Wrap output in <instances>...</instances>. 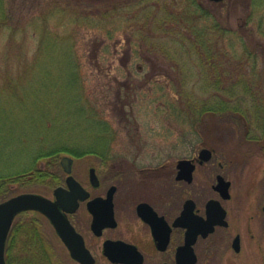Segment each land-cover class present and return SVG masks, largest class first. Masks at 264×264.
Masks as SVG:
<instances>
[{"label":"rangeland","instance_id":"374dc122","mask_svg":"<svg viewBox=\"0 0 264 264\" xmlns=\"http://www.w3.org/2000/svg\"><path fill=\"white\" fill-rule=\"evenodd\" d=\"M185 10L207 12L201 19L209 25L219 21L239 31L219 43L222 66L209 60L207 71L199 69L205 68L204 61L196 59L201 53L192 47L189 55L177 56L175 45L165 43L171 48L164 53L159 38L165 34L156 31V22L170 19L171 13L181 19ZM254 41L257 47L248 44ZM252 46L255 58L244 55ZM229 53L236 59H229ZM229 72L237 73L233 83H250L251 92L233 86ZM217 80L224 82L225 103L241 105L238 113L245 122L236 119V107L224 117L218 111L222 91ZM196 116L203 117L193 120ZM201 144L214 150L213 160L224 164L215 171L232 182L231 200L224 202L231 221L241 217L246 226L242 254L231 249L235 234L224 235L219 262L212 264H264V201L257 198L256 210L251 209L262 215L252 225L243 215L251 205L245 192L253 187L257 197L263 185L264 0L221 5L208 0H0V186L3 179H12L0 201L22 193L53 198L50 179L26 175L21 183L13 177L30 170L58 172L61 157L74 152L84 153L76 157L74 174L90 187L91 167L104 179V171L111 170L105 157L93 151L124 154L131 161L124 162L126 167L165 161L174 148L194 152ZM239 151L252 155L245 170ZM51 153L57 154L44 158ZM137 153L140 159L134 161ZM31 218L38 221L49 261L35 264H78L41 214L21 215L13 227ZM88 220L81 225L87 236ZM22 246L18 241L15 253Z\"/></svg>","mask_w":264,"mask_h":264},{"label":"flooded vegetation","instance_id":"af4514ba","mask_svg":"<svg viewBox=\"0 0 264 264\" xmlns=\"http://www.w3.org/2000/svg\"><path fill=\"white\" fill-rule=\"evenodd\" d=\"M208 1L212 2V5H221L224 4L225 0ZM200 4L205 8V11H208L206 10L208 9L207 6L203 3ZM194 7L196 8L198 6ZM188 10H185V15L181 19H176V14V16L173 14L172 17L171 13L168 14V17H171L170 19L157 20L156 31L160 34H165L160 35L159 38V43L162 42L161 44H163L162 48L164 53L170 51L169 49L171 48H165V43L175 45V55L177 56L183 54L189 55V49L192 47L198 51L196 53H201V58H195L202 62L204 61L205 68L199 66V69H205L207 71L206 68L209 65V60H212L213 66H215V63L217 66H222L224 53L222 56V52H219V43L226 37V34L239 31H234L219 21H213L214 23L209 25L201 19L209 15L207 12L190 14ZM147 22L149 23L150 21ZM237 27L240 28V25ZM168 34L171 35L172 39L168 38ZM212 44L216 45V48L214 46L212 47ZM248 44H254V47H257L256 41L254 43L248 42ZM254 50L252 46V49L244 55L255 58L258 56V52ZM229 55L231 54L229 53ZM231 56L232 58L229 59H236L234 55ZM238 66L235 65L234 68L238 67L241 70L240 64ZM142 69V67L139 68L141 71ZM228 74L235 78L237 73L229 72ZM207 78H209L208 75L206 76ZM223 85V80L216 81V86L222 91V96L216 99V106L220 109L218 111L222 116L224 115L223 108L225 105L223 95L225 87ZM233 86H237L239 89L241 87L248 93L252 90L250 83L244 82V84H234ZM236 107L238 108L236 113H242L240 110L241 105L236 104ZM204 110H206V107ZM202 111L198 114L203 113ZM199 117L203 116L192 118L194 120ZM236 119H241V123L246 121V117L240 113L236 115ZM189 123L191 125V122ZM252 138L250 140L253 141ZM257 145L259 146V144ZM74 153H71V156L66 155L72 159L71 175L90 196L84 201L79 200L78 207L74 213L66 214L76 231L84 238L85 245L94 259V264H125L121 260L131 257L132 262H135L136 259L133 255L136 253L135 251L142 255L143 264H176L178 249L185 245L187 233L191 230L202 233L208 228L209 222L214 223L213 232L206 237L199 234L193 246L198 259L196 264L219 262V251L223 249L225 236L230 238L233 234L235 235L231 243V249L237 256L242 254L241 235L246 226L241 217H237L235 221H231V214L224 206L225 201L231 200L232 182L221 174V172H218V170L217 172L215 171L216 166L221 170L224 164L213 160L215 152L210 146L201 144L198 150L193 152L190 148L184 153H179L174 148L170 152L169 158L165 161L155 159V163L146 164L132 162L126 167L124 166V162L130 160L124 157V154H119V157H116L117 155L111 153L109 149H106L104 154L93 151L91 155L96 153L105 157L104 161L110 166L111 170L104 171L106 172L104 179L96 167H91L88 172L90 187L82 183L74 174L76 157L84 153ZM241 154L244 162H240V164H243L242 169L244 168L245 170L249 161L247 158H251L252 155L244 151H239V155ZM154 155L158 156L160 153H154ZM66 156L61 157V168L58 174L53 171H49L47 174L48 179L52 180L56 177L57 180L52 186L53 198H50L52 200H55L54 190L56 188H68L67 178L70 174L65 172L62 165V159ZM138 159H140L139 153L135 155L133 160L136 161ZM181 162H184V164H181ZM93 175L97 178L96 184L92 182ZM219 176H222L225 181L231 182L229 199H224L221 191L217 188L219 185ZM262 178L263 185L260 186L261 191L259 187L255 189L256 192L259 190L257 197L254 193L252 194L254 192L253 187L251 188V192H245V197H247L245 200H249L251 203L248 213L243 214L247 215L245 219L247 226L252 225L254 221L256 222L262 216L258 212L251 211L252 208H255L258 200L262 199L264 201V173ZM110 193L113 196L114 215V220L111 223H115V226H105L98 233L99 229L96 227L99 225V222L96 220V216L102 215L107 219L110 215L109 206L102 204L97 207L94 205L92 207L93 210H91V202L98 198L107 199ZM220 206L226 210V217H221L222 214L219 211ZM261 214L264 216V207ZM235 215L240 216L242 214L236 213ZM87 216L89 217L88 236L81 226ZM101 223L105 224L109 222L103 220ZM237 239L239 240V252H236L234 248V242ZM107 243H118V245H110L109 252L107 253ZM200 249L201 253L199 252Z\"/></svg>","mask_w":264,"mask_h":264},{"label":"water","instance_id":"95a60500","mask_svg":"<svg viewBox=\"0 0 264 264\" xmlns=\"http://www.w3.org/2000/svg\"><path fill=\"white\" fill-rule=\"evenodd\" d=\"M71 163L72 159L69 157H64L62 159V165L67 174L72 173ZM181 164H184V162H181ZM96 180L97 178L93 175V184H96ZM67 185V189L62 187L55 189V200H51L39 193H22L6 201L0 202V264H7L6 246L16 217L22 213L30 211L41 213L50 221L73 260L77 261L79 264H94V259L85 245L84 238L76 231L66 214L74 213L78 207L79 200L84 201L89 198L90 195L72 175L67 178ZM230 186V181H225L222 176H219V185L217 188L221 191L224 199L230 198ZM112 197L113 196L110 193L107 199L98 198L91 202V206L89 204L91 210H93L92 207L94 205L97 207L102 204L109 206L110 215L107 219L102 215L96 216V220L99 222V225L96 227L99 229L98 233H100L105 226H115V223H111V221L114 220ZM219 211L222 214L221 217H226V210L221 206ZM103 220L109 223L102 224L101 221ZM213 228L214 223L209 222L208 228L202 233H199V231L196 230L189 231L186 235L185 245L178 249L176 264H196L198 259L193 246L195 245L199 234L206 237L213 232ZM110 245L115 246L118 245V243H107V253L109 252ZM234 248L239 252L240 247L238 239L234 242ZM135 252L136 253L133 254L136 259L135 262H132V257L123 259L121 262L125 264H143L142 255L137 251Z\"/></svg>","mask_w":264,"mask_h":264},{"label":"trees","instance_id":"16d2710c","mask_svg":"<svg viewBox=\"0 0 264 264\" xmlns=\"http://www.w3.org/2000/svg\"><path fill=\"white\" fill-rule=\"evenodd\" d=\"M228 35V34H226ZM227 80L229 82H231L232 85H234L235 83H233V76L230 74H226ZM225 92H226V88H225ZM234 93V91L232 92ZM236 107V105H235ZM235 107H231L230 105H227V103H225L224 105V113L225 112H234L235 111ZM237 108V107H236ZM58 153V152H57ZM55 153V154H57ZM54 153H51L47 156H45L44 158L47 157H51L53 155H55ZM41 158V157H40ZM29 172V173H27ZM25 173L24 175H15L13 181H17V182H23V180L25 179L26 175H33L35 177V179L38 180H49L48 179V170L45 171H35L34 173L32 172V170L30 171H25L23 172ZM56 174H58V172H55ZM36 174V175H35ZM9 180H12L11 178H9L8 180L3 179L2 180V184L0 186V192L5 193L6 192V187H7V182ZM51 184H55L57 182L56 177L52 180H50ZM18 241H21V243L23 244V246L21 247V249H19L16 253L14 250V247L16 245V243ZM24 253H27L26 255H24ZM47 251L45 249L44 246V241L43 238L40 234L39 231V226H38V221L36 218H31L29 220H23L21 222V224L19 225L18 228L13 227L9 239H8V243H7V250H6V259H7V263L8 264H35V262L41 261V262H49L47 260ZM17 256L19 258H17Z\"/></svg>","mask_w":264,"mask_h":264}]
</instances>
